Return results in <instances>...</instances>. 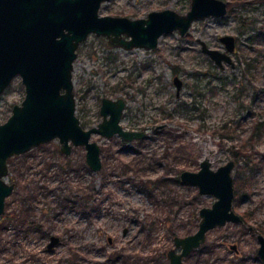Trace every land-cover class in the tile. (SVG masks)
<instances>
[{"label": "rangeland", "instance_id": "374dc122", "mask_svg": "<svg viewBox=\"0 0 264 264\" xmlns=\"http://www.w3.org/2000/svg\"><path fill=\"white\" fill-rule=\"evenodd\" d=\"M222 1L225 17L196 20L184 37L163 35L154 50L110 49L94 35L78 47L72 80L82 127L101 121V98L121 97L122 128L147 137L126 144L92 135L101 148L97 173L86 166L84 148L64 156L56 140L11 157L5 180L14 190L0 216V264H168L173 238L197 231L199 210L214 198L181 184L179 174L197 171L206 157L213 170L234 160V184L243 162L233 156L255 124L264 123V0ZM189 3L110 0L99 14L138 19L171 9L183 15ZM225 35L235 39L234 65L220 70L198 40L223 52ZM174 76L183 84L178 97ZM23 97L15 78L0 95V124ZM224 126L232 139L220 137ZM254 150L264 153V126ZM252 185L251 192L234 190L233 211L246 222L209 230L183 264H263L256 236L261 230L264 237V164ZM51 237L58 243L49 250Z\"/></svg>", "mask_w": 264, "mask_h": 264}, {"label": "water", "instance_id": "95a60500", "mask_svg": "<svg viewBox=\"0 0 264 264\" xmlns=\"http://www.w3.org/2000/svg\"><path fill=\"white\" fill-rule=\"evenodd\" d=\"M109 1L0 0V95L15 78H19L24 89L21 103L14 105L10 116L0 124V216L4 214L5 199L14 190V185L5 180L11 157L56 140L64 156H69L74 147L84 148L86 166L97 173L102 168L101 148L91 140L92 135L104 139L117 136L125 143L145 137L144 132L122 128L126 105L122 98H102L101 121L89 129L82 127L76 116L72 72L76 51L89 35L105 38L110 49L148 51L157 47L163 35L176 33L184 37L194 21L220 19L228 12L227 3L222 0H190L189 10L183 15L165 9L138 19L100 16L102 4ZM198 42L201 52L217 68L222 70L224 64L233 68L230 54L235 50L234 37L219 38L223 52ZM172 82L178 96L182 82L178 77ZM211 166L206 157L197 171L179 174L181 184L196 187L199 196H211L214 202L199 210L195 233L173 238L174 249L167 252L168 264H183V259L204 243L209 230L241 222L233 211L234 160L215 170ZM256 238L257 256L264 264V237ZM57 243L58 239L51 237L47 249Z\"/></svg>", "mask_w": 264, "mask_h": 264}, {"label": "trees", "instance_id": "16d2710c", "mask_svg": "<svg viewBox=\"0 0 264 264\" xmlns=\"http://www.w3.org/2000/svg\"><path fill=\"white\" fill-rule=\"evenodd\" d=\"M244 71V75L247 73V68ZM119 91L120 89L116 87L112 88V90ZM121 92V90L119 91ZM183 109L186 110V106L183 105ZM264 126V123L259 122L256 123L254 126V129L252 130V133L249 135V137L246 139V143H243L239 146L238 150L234 154V159L238 161H242L243 164L241 166V170L238 172L237 178L234 180V190L238 191H249L252 190V183L255 181V177H257L259 171L262 170V166L264 164V153H258L254 150V145L257 139L260 137L261 128ZM222 135L221 138H227L232 139V136H229V129H227L225 126L222 128ZM248 145V146H247ZM249 153H243L246 151ZM258 156V157H257ZM244 188V189H243ZM245 192V191H244ZM249 195V194H248ZM86 209H90L91 211H98V207L96 208H90L89 206H85ZM249 217V216H248ZM243 222H246V219H243ZM24 224V223H22ZM259 234L262 235V231L260 230Z\"/></svg>", "mask_w": 264, "mask_h": 264}, {"label": "flooded vegetation", "instance_id": "af4514ba", "mask_svg": "<svg viewBox=\"0 0 264 264\" xmlns=\"http://www.w3.org/2000/svg\"><path fill=\"white\" fill-rule=\"evenodd\" d=\"M190 1V0H189ZM103 5V4H102ZM227 8H228V4H227ZM199 43V42H198ZM107 45V44H106ZM224 47V46H223ZM201 49V48H200ZM174 77H177V76H174ZM173 77V78H174ZM173 80V79H172ZM172 84H173V82H172ZM174 85V84H173ZM183 85V84H182ZM181 91V90H180ZM175 95H176V93H175ZM176 97H178V96H176ZM118 98H121V97H117V98H115V99H118ZM102 99V98H101ZM101 99H100V101H101ZM115 99H113V100H115ZM123 99V98H122ZM124 100V102H125V104H126V100L125 99H123ZM100 107V106H99ZM125 108H126V105H125ZM124 111H125V109H124ZM123 114H124V112H123ZM123 116V115H122ZM157 127V126H156ZM128 131H134V130H128ZM135 132H144L145 133V131H143V130H141V131H135ZM147 137V135H146V133H145V137L143 138V139H141V140H137V141H142V140H144L145 138ZM119 138V137H118ZM120 139V138H119ZM121 140V139H120ZM122 141V140H121ZM123 142V141H122ZM134 142V141H133ZM125 143V142H124ZM127 144V143H126ZM240 218H241V222L240 223H242L243 222V220H242V217L240 216ZM244 223V222H243ZM232 247H233V249L235 250V247L234 246H231V249H232ZM258 247H259V245H258ZM174 249V248H173ZM171 250V249H170ZM258 250V249H257ZM178 253V252H177ZM166 258H167V253H166ZM167 260H168V258H167ZM168 263H169V261H168Z\"/></svg>", "mask_w": 264, "mask_h": 264}]
</instances>
